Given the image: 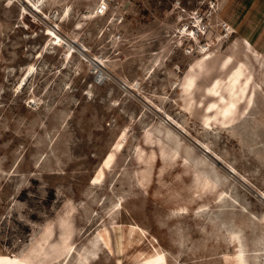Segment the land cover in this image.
Masks as SVG:
<instances>
[{"label": "rangeland", "instance_id": "rangeland-1", "mask_svg": "<svg viewBox=\"0 0 264 264\" xmlns=\"http://www.w3.org/2000/svg\"><path fill=\"white\" fill-rule=\"evenodd\" d=\"M261 247L264 0H0V264Z\"/></svg>", "mask_w": 264, "mask_h": 264}, {"label": "bare ground", "instance_id": "bare-ground-1", "mask_svg": "<svg viewBox=\"0 0 264 264\" xmlns=\"http://www.w3.org/2000/svg\"><path fill=\"white\" fill-rule=\"evenodd\" d=\"M102 6V5H101ZM100 8V7H99ZM98 11V10H97ZM100 11V10H99ZM102 12H103V10H102ZM63 39L62 38H59V41H62ZM75 46H73V45H70V49H71V51H75ZM95 62H97V63H99V61L98 60H95ZM31 71V70H30ZM244 254H245V251L243 250V249H239L238 251H237V256H238V258H239V264H246V262H247V259H246V257L244 258ZM255 254L256 255H258V256H260V257H264V248L263 247H261V248H258L257 250H256V252H255ZM243 257V259H242V257ZM259 264V263H258ZM260 264H261V262H260Z\"/></svg>", "mask_w": 264, "mask_h": 264}, {"label": "crops", "instance_id": "crops-1", "mask_svg": "<svg viewBox=\"0 0 264 264\" xmlns=\"http://www.w3.org/2000/svg\"><path fill=\"white\" fill-rule=\"evenodd\" d=\"M247 40V39H246Z\"/></svg>", "mask_w": 264, "mask_h": 264}]
</instances>
